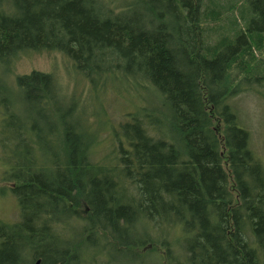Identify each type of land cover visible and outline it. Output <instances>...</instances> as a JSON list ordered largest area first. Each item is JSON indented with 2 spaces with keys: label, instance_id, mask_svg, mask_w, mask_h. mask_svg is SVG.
I'll list each match as a JSON object with an SVG mask.
<instances>
[{
  "label": "trees",
  "instance_id": "obj_1",
  "mask_svg": "<svg viewBox=\"0 0 264 264\" xmlns=\"http://www.w3.org/2000/svg\"><path fill=\"white\" fill-rule=\"evenodd\" d=\"M44 50L97 98L130 85L157 101L110 124L97 160L106 121L50 73L8 79ZM242 79L264 83V0H0V199L16 214L0 264H264Z\"/></svg>",
  "mask_w": 264,
  "mask_h": 264
},
{
  "label": "rangeland",
  "instance_id": "obj_2",
  "mask_svg": "<svg viewBox=\"0 0 264 264\" xmlns=\"http://www.w3.org/2000/svg\"><path fill=\"white\" fill-rule=\"evenodd\" d=\"M225 25V20L222 21ZM31 70H39L50 73L56 77L63 94L74 95L78 103L85 108L90 118L106 121L99 132L100 143L96 150L95 159L103 158L109 151L111 144L110 124L116 125L123 119V113L129 111L131 106L143 105L147 108L150 99L157 101L153 94L142 87L120 86L117 90L105 87L98 92L97 98L91 92L87 80L78 74L73 62L62 52L41 51L30 53L17 61L13 75L9 76L10 83L17 74L28 73ZM13 77V78H12ZM254 83V84H253ZM237 96L230 101L238 111L240 126L249 131L251 147L264 162V83H256L253 80L242 79L239 83ZM151 106H148V108ZM144 107V108H145ZM12 199H0V218H15V210ZM15 214V215H14ZM147 263H150L147 260Z\"/></svg>",
  "mask_w": 264,
  "mask_h": 264
}]
</instances>
